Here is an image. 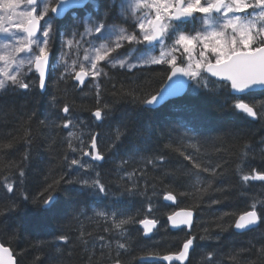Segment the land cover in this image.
I'll return each mask as SVG.
<instances>
[{"label": "trees", "instance_id": "obj_1", "mask_svg": "<svg viewBox=\"0 0 264 264\" xmlns=\"http://www.w3.org/2000/svg\"><path fill=\"white\" fill-rule=\"evenodd\" d=\"M104 5L102 3L101 13ZM77 13L81 18L84 15L83 12ZM71 22L69 16L56 21L57 34L51 50L52 64L56 70L51 69L44 93L38 89L36 76H30L29 79L35 81L33 88L27 91L8 90L0 94V180L10 176L17 185L16 191L11 194L6 189H0V212H5L11 200L20 205L19 211L0 215V242L13 250L18 264H33L36 257L39 260L35 264H83L87 255L82 246H75L76 238L81 232L90 234L85 237L90 242L89 251L93 250L91 242L97 241L100 236L106 240L118 239L113 232L104 231L111 228L112 221H105L96 215L99 211L109 214L116 211L134 216L137 221L145 217L158 221V227L149 239L143 238L139 223L125 226L131 247L129 251L121 253L123 264H147L139 262L141 257L152 253L164 255L176 252L189 234L195 236L196 240L186 264H206L210 252L215 253L212 264H233L229 254L242 248L250 251L241 254L239 264L257 260L255 249L264 244V220H261L258 228L242 234L236 233L233 228L221 232L217 225L221 223L219 218L224 213L229 214L222 221L227 226L234 222L236 216L250 210L253 199L264 200V182L243 184L236 172L238 164L248 172L251 168L264 170V154L260 151L264 148V144H261L264 121L253 120L234 110L232 103L236 98L228 90L215 88L209 92L203 88L195 89L192 82L182 98L156 110L147 109L133 102L131 97L120 94L121 89H134L140 98L156 94L167 78L166 65H152L132 71L104 66L108 75L97 80L99 96L91 80L78 90L70 77L59 79L64 71L58 62L61 45L63 40L71 38L70 30L75 27V22ZM114 22L120 23L115 16L109 17L108 23ZM131 24L128 22L127 26ZM83 30L82 25L78 26V31ZM65 32L67 36L62 35ZM76 38L79 39L78 36ZM74 57V51L69 52L67 62L71 64ZM77 61L79 63L80 59ZM241 99L264 101V92L247 94ZM65 103L71 109L69 118L77 124L78 130L85 133L81 137L85 140V146L90 143L87 134L98 133V149L105 158L92 171L76 169L75 166L69 168L68 161L77 158L79 153H72L68 149V131L71 129L42 123H61L65 115L60 108ZM103 104L111 105L113 110L97 122L92 111ZM125 120L132 131L114 149L109 150L115 129L122 127ZM81 122L82 129L79 128ZM26 132L31 134L30 147L25 143ZM74 144L79 146L77 141ZM193 144L195 147H191ZM246 144L248 148H245ZM176 148L193 160H185L174 150ZM26 149L30 152V158L23 161ZM244 152L249 153L246 159ZM65 155L68 161L64 160ZM161 156L163 161L159 159ZM149 159L155 163H147ZM194 162L209 167L222 165L218 169L222 174L215 178L210 173L199 172L203 187H207L209 180L212 182V187L206 193L194 191L193 185L199 171L193 167ZM16 165L24 167L26 172L22 188ZM66 173L69 178L77 179L96 178L99 173V179L113 195L93 196L88 195L87 190H84L85 194H80L79 183L62 184L51 211L45 213L35 208L31 198L41 193L52 178ZM125 185H139V190L145 195L120 196L119 192ZM22 189L29 196L28 202L20 199ZM167 191L175 195V206L164 203L163 196ZM212 200L220 203L212 204ZM149 203L152 212L147 210ZM179 209L195 213V222L190 231L169 230L166 219ZM261 215L264 216V211H261ZM61 233L70 237L69 243L56 240ZM201 236L209 238L201 240ZM56 248H60L61 252L57 253ZM95 251L99 260L98 246ZM112 255L115 256V252ZM100 264L111 262L100 260ZM258 264H264V261H258Z\"/></svg>", "mask_w": 264, "mask_h": 264}, {"label": "snow or ice", "instance_id": "obj_2", "mask_svg": "<svg viewBox=\"0 0 264 264\" xmlns=\"http://www.w3.org/2000/svg\"><path fill=\"white\" fill-rule=\"evenodd\" d=\"M87 4L88 0H0V34H2L0 41H3L0 42V94L8 90L27 91L33 88L35 81L30 80L29 77L36 74H38L39 88L46 87V72L50 68L56 70L50 60L53 41L57 34L56 18L62 17L71 9L84 8ZM92 5L98 15L87 14L83 19L75 15L72 17L75 27L71 38L63 40L61 45L58 62L63 66L64 71L60 74V80L70 77L78 85L84 86L89 77L98 80L102 76H107L105 65L113 69L127 68L129 71L137 67L166 65L168 74L165 86L156 94L140 98L134 89H121L122 96L131 97L133 102H138L141 106H152L169 97L179 96L185 87V80L180 79L181 77L191 81L195 89L203 88L209 92L214 91L215 88L225 89L231 93H246L256 89L264 91V0H106L102 13L96 0H92ZM112 16L121 23L109 24L108 19ZM129 21H132L130 27L126 26ZM197 22L200 24L199 27L196 26ZM189 24L192 25L191 28L187 27ZM80 25L83 26V32L78 31ZM62 35L67 36V33ZM77 36L79 39L76 38ZM65 48L69 51H64ZM122 48H127V51L121 56L118 50ZM157 48L158 54H156ZM81 50L84 53L83 61L78 63L73 59L69 64L66 59L69 52L74 51L79 55ZM197 51L199 58L193 54ZM114 53L116 55H113ZM96 88L99 96L98 84ZM55 102L54 97L53 103ZM232 108L253 120L264 121V101L248 102L236 98ZM112 110L111 105L103 104L92 111V116L96 121H102ZM60 111L65 114L61 123L56 121H42V123L71 129L68 131L67 146L72 153L79 152L80 158H72L68 161V156L65 155L64 160L68 161L70 169L73 166L85 171L92 169L93 164L85 161L83 157H90L94 162L103 161L105 158L98 149V133L89 132L87 135L90 137V143L85 146V140L81 138L85 133L78 130L77 124L69 118L70 106L65 103ZM79 128H83L82 122ZM131 131L129 123L125 120L122 127L118 126L115 129L114 139L108 145V149H114ZM24 139L30 147L32 143L30 132L25 133ZM74 141H78V147L75 146ZM261 144H264V139L261 140ZM3 146L11 147V145ZM248 147L246 144L245 148ZM174 150L178 151L185 160H193L180 148ZM260 151L264 154V148ZM248 155V152L243 153L245 159ZM29 158L30 152L26 149L23 161ZM159 159L164 160L162 156ZM147 163L154 164L155 161L149 159ZM15 167H18V182L22 188L26 172L24 167L18 165ZM193 167L199 170L193 185L195 192L206 193L212 187L211 180L207 187L202 186L199 172L210 173L213 178L222 174L218 172L222 167L219 164L209 167L194 162ZM236 172L243 184L250 181L264 182V170L251 168L248 172L238 164ZM13 179L4 176L0 180V189H6L10 194L14 193L17 185ZM73 183L81 185L80 194H85L84 190H87V194L93 196L113 195L110 188L99 179V173L96 174V178L88 179L69 178L66 173L59 178H52L51 183H47L41 193L32 197L33 206L41 212L51 211L55 207L56 193L60 190V186ZM186 194L181 193V195ZM119 195L135 197L144 196L145 193L139 190V185H125ZM20 199L23 202L29 201V196L23 189ZM163 199L175 202L176 197L171 191H167ZM217 203L220 201L212 200V204ZM19 209L20 205L15 200H11L5 212H0V215L17 212ZM147 210L153 211L151 203ZM261 211H264V200L253 199L250 210L236 216L234 222L227 226L222 221L229 214L224 213L219 218L221 223L217 227L221 232L228 231L229 228L249 230L264 220ZM96 215L104 218L105 221L111 220V228H105L104 231L113 232L119 238L106 240L104 236H100L97 241L91 242L93 250L89 251L90 242L85 237L90 234L81 232L76 238L75 246H82L87 255L83 264H94V261L95 264H100V260H108L111 264H123L120 259L121 253L129 251L131 247L125 226L139 223L143 228V235L148 236L158 224L155 218L145 217L137 221L134 216L116 211L111 214L107 211H99ZM117 216L120 219L117 220ZM167 219L173 228L186 226L191 229L193 211L174 212L169 214ZM208 238L200 237L201 240ZM56 240L69 243L70 237L61 233L56 236ZM195 240L196 237L189 234L178 251L164 255L152 253L147 257H141V260L176 261L185 264ZM97 246L100 250L99 260L96 259ZM255 250L257 260H248L246 264H258V261H264V244ZM55 251L59 253L61 249L56 248ZM248 251L250 249H239L235 253H230L229 259L233 264H239L241 254ZM113 252L115 256L112 255ZM214 257L215 253H208L206 264H212ZM38 260L39 257H36L35 261ZM0 264H18L13 250L2 242H0Z\"/></svg>", "mask_w": 264, "mask_h": 264}, {"label": "water", "instance_id": "obj_3", "mask_svg": "<svg viewBox=\"0 0 264 264\" xmlns=\"http://www.w3.org/2000/svg\"><path fill=\"white\" fill-rule=\"evenodd\" d=\"M88 2H89V0H88ZM77 9H81V8H77ZM77 9H71V10H69L68 12H70V11H73V10H77ZM68 12H66L62 17H57V19H60V20H62L64 17H65V15L68 13ZM53 16H55V14H53V13H51ZM52 59V54L50 55V60ZM49 71H50V69L46 72V84H47V80H48V76H49ZM37 75V77H38V74H36ZM180 79H182V80H185V87H184V89H183V91L181 92V94L179 95V96H176V97H169V98H167L166 100H163V101H161L160 103H158V104H154V105H152V106H146L148 109H150V110H156V109H159V108H161L162 106H164L165 104H167L168 102H171V101H173V100H176V99H179V98H181V97H183L185 94H186V92H187V90H188V86H189V82L186 80V78H183V77H181ZM211 79H215V78H211ZM88 82V78L86 79V83ZM74 83H76L77 84V82L76 81H74ZM78 85V84H77ZM165 86V84L162 86V87H164ZM39 87V86H38ZM84 86H81V85H78V89H81V88H83ZM46 88V87H45ZM45 88L44 89H40L39 88V90H40V92H44L45 91ZM252 92H262L261 90H259V89H256V90H253V91H251V92H246V93H232V95L233 96H243L244 94H247V93H252ZM97 163H102V161H100V162H97ZM165 201V200H164ZM165 203H167V204H169V205H175V202H173V201H165ZM181 211H183V210H177L176 212H181ZM194 220H195V214H194V212H193V224H194ZM167 222H168V226H169V229L171 230V231H173V232H175V231H178V230H180V229H183V228H185V229H187V230H190L188 227H186V226H181V227H179V228H173L172 226H171V224L169 223V221H168V219H167ZM193 224H192V226H193ZM260 225V223L258 224V225H256V226H254V227H252L251 229H249V230H243V231H241V230H235L234 229V231L236 232V233H238V234H241V233H244V232H247V231H250V230H254V229H256L258 226ZM140 228L142 229V231H143V228H142V226L140 225ZM192 228V227H191ZM156 229H154V231H155ZM153 233V232H152ZM152 233H150L148 236H144V238H149L150 236H151V234ZM191 250V249H190ZM190 253V252H189ZM189 257V256H188ZM187 261H188V258L186 259V261H185V264L187 263ZM139 262H141V263H155V262H160V263H163V264H173V263H176V264H179V262H176V261H172V262H165V261H161V260H155V261H150V262H146V261H142L141 259L139 260Z\"/></svg>", "mask_w": 264, "mask_h": 264}, {"label": "rangeland", "instance_id": "obj_4", "mask_svg": "<svg viewBox=\"0 0 264 264\" xmlns=\"http://www.w3.org/2000/svg\"><path fill=\"white\" fill-rule=\"evenodd\" d=\"M131 22H132V21H131ZM72 31H73V30H70V33H72ZM0 35H2V34H0ZM0 42H3V41H0ZM85 47H86V46H85ZM65 50L67 51V48H65ZM158 51H159V49L157 48V53H156V54H158ZM193 54L196 55L197 58H199L198 55H197V54H198V51H197V52H194ZM83 55H84V54H83ZM113 55H115V54H113ZM177 55L179 56V53H177ZM76 56L79 57V58L83 61V56H80V55H76ZM74 59H76V57H74ZM76 60H77V59H76ZM82 61H79V62H82ZM133 62H134V61H133ZM85 63H86V62H85ZM77 69H78V67H77ZM94 82H95V80H93V84H94ZM93 84H92V85H93ZM93 88H95V87H93ZM77 142H78V141H77Z\"/></svg>", "mask_w": 264, "mask_h": 264}]
</instances>
